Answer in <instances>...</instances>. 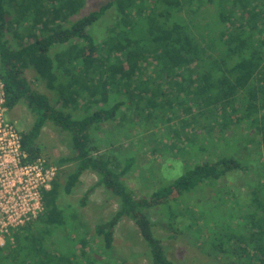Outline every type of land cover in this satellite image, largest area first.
Masks as SVG:
<instances>
[{
  "label": "trees",
  "instance_id": "trees-1",
  "mask_svg": "<svg viewBox=\"0 0 264 264\" xmlns=\"http://www.w3.org/2000/svg\"><path fill=\"white\" fill-rule=\"evenodd\" d=\"M93 1L0 0L5 107L22 104L32 116L20 132L24 161L41 158L36 141L49 124L67 138L69 151L52 164L73 165L62 179L57 170L41 190L37 217L11 229L0 245V264H115L96 250L112 251L122 219L136 227L145 264H184L167 258L152 213L183 216L203 232L210 250L264 264V179L250 177L251 159L235 155L239 140L232 136L244 127L264 150V0H105L91 8ZM111 9L116 22L106 36H94ZM28 68L54 92L52 101L24 77ZM176 118L169 134L179 146H172L192 150L194 158L147 197L135 196L123 182L134 159L115 154L113 143L100 148L108 139L104 127L128 124L126 131L134 121ZM213 130L219 153L207 157L201 153L206 140L191 134ZM85 171L95 181L71 204L66 199ZM231 173L235 190L225 189V199L218 184ZM207 186L215 190L213 200L186 203ZM238 187L247 194L243 207ZM97 188L116 209L89 228L81 209Z\"/></svg>",
  "mask_w": 264,
  "mask_h": 264
},
{
  "label": "rangeland",
  "instance_id": "rangeland-1",
  "mask_svg": "<svg viewBox=\"0 0 264 264\" xmlns=\"http://www.w3.org/2000/svg\"><path fill=\"white\" fill-rule=\"evenodd\" d=\"M104 1L105 0H94L91 8L98 7L103 4ZM116 18H118L116 11L114 9L108 10L106 16L99 21L97 26L94 27V36H106L108 29L116 22ZM26 76H28L29 79H32L33 74L28 71ZM36 87L38 91L40 90L44 92L50 101L54 99L53 91H46L44 87L42 88V85H37ZM6 116L20 132L27 131L32 123V116L22 104H18L8 110ZM131 124V126L126 128V131L123 129L128 124L124 127H113L111 124L104 127L103 136L107 135L108 139L104 140V143L100 146V148L104 149L107 145H111L113 143L115 145V154L118 153L123 155L126 153V155L133 157V165L131 166L130 171L124 176L123 182L135 196L147 197L154 190L178 176L187 165L186 161L194 157L191 155L192 150L188 151V149H185L181 153L174 147L177 145L179 146V144L176 143V145H174L173 138L169 134V127L176 128V125L179 124L177 118L175 120L170 119V121L162 124L154 121L147 125L143 122L138 124L136 121ZM246 130L244 127H237L233 130L232 136L234 135V138H238L239 140L237 145L238 151L234 153L235 155L240 156V158H242V156L250 157L252 166L249 169V175L251 178L254 177L255 179V177L260 174L264 179V161L262 158L264 150H261V139L258 141L254 140V137L249 138L253 132H247ZM181 132L182 131H180V133ZM205 134L201 131H195L194 134H191V139L196 138L198 141L203 138L206 140V144L201 143L203 147H205L203 148L204 152L201 150L202 155L209 157L210 152L218 154L219 150H216L215 147H213L215 137L217 136V130H213L211 134ZM208 136L211 137L212 141L209 140ZM36 143L40 151L39 157L48 163L56 162L58 158L66 156L69 153L67 138L64 137L63 134L59 133L56 128L49 126V124L43 127ZM56 168L59 170L60 179H62L64 178V175L73 169V165L65 164ZM235 177L236 175L231 173V175L225 176L219 182L218 187H221L223 198L226 199L227 197V195H224L225 189L235 190V185L232 183H235L236 180L233 181V178ZM95 178L96 177L93 173L89 171L83 172L79 178L77 188L66 200L71 204H74L83 191L95 181ZM237 190L238 194L241 195L239 198L241 199L243 207L246 205L243 203L247 198L246 191L242 190L240 187H238ZM214 192L215 190L213 186L197 189L194 194L189 195L186 199V203L194 206L197 200H213ZM236 207L238 210L242 211V207ZM183 208L184 205H181L180 209L183 210ZM115 209L116 204L114 201L105 197L101 188H97L90 196L87 205L81 209V212L83 220L90 228L98 220L107 218L108 215ZM229 212L238 214L235 210H231ZM242 213L244 212L242 211ZM216 214L218 215V213ZM234 214L230 213L227 214V216L229 217ZM151 216L157 223L155 229L163 239L162 244L165 247L167 258L175 263H247L243 258L238 259L239 257L236 255H223L219 252L210 250V242L209 240L208 242H204L205 235L203 232L198 233L191 226L188 227V221L185 220L183 216H177L174 220H167L159 213H152ZM236 229H233V234H240V231ZM140 241L141 237L132 222L122 219L115 228L112 251L109 254H107L104 250H96V252H100V255L106 257L108 255V258L114 261L115 264H145V260L139 255L142 251ZM229 244L230 243L226 246H229ZM251 263L252 261L250 264ZM255 263L257 264V262Z\"/></svg>",
  "mask_w": 264,
  "mask_h": 264
},
{
  "label": "built area",
  "instance_id": "built-area-1",
  "mask_svg": "<svg viewBox=\"0 0 264 264\" xmlns=\"http://www.w3.org/2000/svg\"><path fill=\"white\" fill-rule=\"evenodd\" d=\"M0 79V245L11 229L30 222L42 211L41 190H47L56 167L42 158L24 161L21 134L7 118Z\"/></svg>",
  "mask_w": 264,
  "mask_h": 264
},
{
  "label": "crops",
  "instance_id": "crops-1",
  "mask_svg": "<svg viewBox=\"0 0 264 264\" xmlns=\"http://www.w3.org/2000/svg\"><path fill=\"white\" fill-rule=\"evenodd\" d=\"M28 71H30L32 74H33V76H32V79H29V77L28 76H26V74H27V72ZM23 75H24V77L28 80V81H30V82H32V87L36 90V91H38L37 90V85H42V88L44 87V89L47 91L48 89L44 86V83L41 81V80H37L36 79V74H35V72L31 69V68H28V69H25L24 71H23ZM36 79V80H35ZM38 82V83H37ZM50 91V90H49ZM38 92H40V93H43V94H45L44 92H42V91H38ZM46 95V94H45ZM47 96V95H46ZM48 97V96H47ZM12 109V108H11Z\"/></svg>",
  "mask_w": 264,
  "mask_h": 264
}]
</instances>
